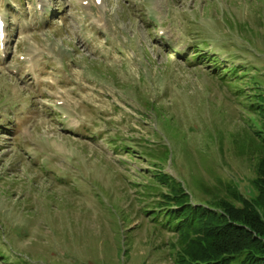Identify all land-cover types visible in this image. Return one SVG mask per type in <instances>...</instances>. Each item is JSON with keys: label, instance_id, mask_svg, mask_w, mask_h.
Returning <instances> with one entry per match:
<instances>
[{"label": "rangeland", "instance_id": "obj_1", "mask_svg": "<svg viewBox=\"0 0 264 264\" xmlns=\"http://www.w3.org/2000/svg\"><path fill=\"white\" fill-rule=\"evenodd\" d=\"M1 20L0 264H120L125 227L126 264H171L173 234L144 213L158 196L140 140L195 203L254 178L236 146L251 145L249 90L195 51L263 77L264 0H0Z\"/></svg>", "mask_w": 264, "mask_h": 264}, {"label": "trees", "instance_id": "obj_2", "mask_svg": "<svg viewBox=\"0 0 264 264\" xmlns=\"http://www.w3.org/2000/svg\"><path fill=\"white\" fill-rule=\"evenodd\" d=\"M228 23L230 30L240 38L247 34V38L241 40L254 48L255 31L245 24L230 20ZM260 54L264 55V51ZM195 60L212 65L211 74L220 73L221 82L246 86L237 91V96L249 90L244 107L250 117L247 125L252 134L251 145L246 148L236 143V146L239 156L247 157L254 163L255 176L244 192L231 181L220 185L218 191L215 188L206 189L214 196L213 201L195 203L180 182L163 172L168 152L155 145L143 147V140H140L138 155L154 169L151 178L156 184L150 190L158 196L157 201L144 209L147 223L161 232L173 234V239L164 244L170 249L168 256L171 264H264V76L252 75L256 69L251 65L233 63L228 66V61H220L217 54H203L196 50ZM130 142L136 143L134 140ZM109 146L114 151L124 148L127 154L132 153L133 148L121 140L111 141ZM154 146L157 147L155 150ZM162 161H166L164 167ZM125 231L128 232L118 234V253L125 258L120 264H126L131 256L129 242L133 235L129 228L125 227ZM0 259H4L1 249Z\"/></svg>", "mask_w": 264, "mask_h": 264}]
</instances>
